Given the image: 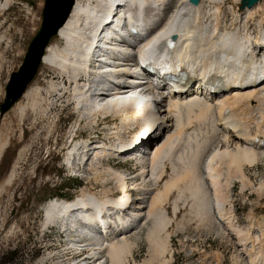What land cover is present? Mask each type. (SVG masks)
Listing matches in <instances>:
<instances>
[{"label":"bare ground","instance_id":"6f19581e","mask_svg":"<svg viewBox=\"0 0 264 264\" xmlns=\"http://www.w3.org/2000/svg\"><path fill=\"white\" fill-rule=\"evenodd\" d=\"M10 1L4 0L3 6ZM173 1L76 0L57 35L63 45L47 47L42 66L73 80L75 86L71 97L75 99L74 108L81 119L96 124L99 117L106 119L117 115L119 118V125L114 123V132L110 130L106 138H112L113 144L107 145L100 140L92 144L84 140L72 142L74 145L67 151L66 164L75 172L78 163L84 162V168L93 156L90 170L94 172V180L102 170L123 194L114 199L104 193L102 198H95L94 194L83 192L77 203L51 201L46 211L47 220L67 234L77 252L86 249L92 259L103 254L94 264H129L128 258L136 244L131 241L130 234L140 228L142 221V225L150 222L146 240L151 258L159 261L169 247L170 235L166 231L171 220L165 206L176 193L172 202L174 217L179 213V201H191V208L202 224L235 236L239 246H244L245 263L264 264V258L257 260L264 257V223L260 222L256 227L255 217L250 214L249 224L239 228L231 205L233 183L240 184V194L245 193L251 186L245 170L264 160V81H261L264 63H252L249 57L252 47L264 41V0L242 11L243 17L237 8L240 0H233L231 5L234 6L229 8L232 14L230 28L223 25V0H201L198 6L190 5L189 0H178L172 7ZM204 1L211 4L209 13L203 7ZM169 5L175 9L171 16L168 15ZM258 12L261 14L257 20ZM206 15L208 25L205 24ZM126 16L129 18L127 24L122 22ZM254 19L257 20L255 23ZM250 22L254 26V35L249 31ZM157 23L160 26L138 53L143 64L161 61L162 57H154L158 52L156 46L163 39L175 36V43L169 46L177 47L175 59L188 61V80L216 81L217 87H224L223 92L190 96L195 91H189L183 98L169 96L168 108L162 116L152 113L156 102L152 95L139 93L138 100L130 99L133 90L129 93L128 85L136 80L133 78L142 69L138 58L129 53L132 40L129 30L138 29V34L146 35ZM123 25L126 26L123 28ZM124 29L126 33H122ZM86 48L93 53L90 63L84 57ZM169 65L176 69L181 62L174 61ZM81 77L85 82L81 80L80 85ZM59 85L51 82V92H58ZM124 88L128 89L122 92ZM30 95L32 101L27 103L38 115L43 103L41 89L33 91L29 88L22 99ZM160 103L162 113L163 103ZM25 108H20L23 115ZM44 111L40 114L48 116L51 110ZM161 130L148 154L134 153L141 147L146 148V143ZM123 135H130V138L126 140ZM145 138H149L146 143ZM7 146L8 140L0 146V154ZM116 156L132 157L140 166L142 184L132 190L144 192L143 195L151 192L148 197L137 199H146L145 204L133 203L132 194L127 191L135 183L128 185L118 171L103 167V159ZM166 164L171 171L167 180ZM163 181L162 188L147 189ZM253 191L263 192L264 183ZM254 244H259L260 249L254 251ZM161 262L166 264L164 259Z\"/></svg>","mask_w":264,"mask_h":264},{"label":"rangeland","instance_id":"374dc122","mask_svg":"<svg viewBox=\"0 0 264 264\" xmlns=\"http://www.w3.org/2000/svg\"><path fill=\"white\" fill-rule=\"evenodd\" d=\"M0 1V103H2L10 75L19 68L31 39L40 27L45 0H11L7 6H3L4 0ZM176 1L178 0H174V4L170 5H177ZM232 1L223 0L225 16L223 25L227 28L232 24V14L229 10L234 6L231 5ZM203 7L206 13L210 12V2L204 1ZM238 12L243 13L239 10ZM260 14L261 12H258L255 19L258 20ZM206 16L205 24L208 25L209 17ZM241 16L243 17V14ZM255 19L254 23L257 21ZM248 27L254 35L252 22ZM57 45L62 46L63 42L56 36L52 38L48 47ZM78 81L81 85V79ZM51 82H56L57 85L62 82L58 92H51ZM74 86L72 79L62 77L59 71L40 65L38 73L27 88L33 91L37 88L41 89L43 103L38 115L29 108L28 103H31L33 97L30 95L26 99L22 97L0 119V146L8 140L7 148L5 147L0 154V252L19 246L24 264H85L77 251L72 248L67 234L62 233L59 226H54L55 223L48 222L46 211L51 201L59 199L77 203L83 192L94 194L95 198H102L103 193L114 199L123 195L116 182L110 180L104 171H99L97 174L99 177L94 180V172L90 170L91 164L94 163L93 156L89 158L84 168H74V174L84 176L82 180L78 177H70L65 172L66 155L71 148L69 139L73 137L72 132L75 129L77 130L75 140H72L74 144L80 140H84L87 144L100 140L111 145L112 138L108 140L106 138L110 130L114 132L113 124L119 125L117 115L106 120L99 117L96 124L81 119L74 108L75 99L71 97ZM22 106H26L24 115L20 109ZM44 110H51L50 114L48 116L40 114L42 111L45 112ZM193 131L192 134L197 132ZM145 139L144 143L147 142ZM74 144L72 143V147ZM143 149L145 147L134 153L143 155L140 153L144 151ZM90 154L91 152L88 157ZM101 163L103 167L118 171L128 185L135 183L129 186L127 191L131 192L134 203L145 204L146 199L143 201L137 199H141L142 196L148 197L151 192L143 195L144 192L132 191L141 187L140 168H136L133 164L120 165L110 158ZM168 166L166 164L168 172L165 180L169 179L171 174ZM245 174L251 181L249 190L240 194L239 183H233L231 190V205L236 221L239 225H244L243 227L237 225L239 228H245L249 224L250 214L255 220L264 214V191H253L264 183V160L254 168H247ZM164 181L158 186L147 189H160ZM175 196L176 193L170 197L165 206L167 217L171 220V226L169 225L166 231L170 235L168 251L163 258L166 264H246L243 254L229 235L200 222L194 208H191V201L185 199L179 201V213L174 217L172 202ZM245 220L247 224H244ZM142 224L140 230L137 229L130 234L131 241H135L136 244L128 262L129 264H162L163 259L153 260L150 256L151 252L146 240L150 222L146 225ZM216 232H220V235H216ZM102 255L95 257L92 264Z\"/></svg>","mask_w":264,"mask_h":264},{"label":"water","instance_id":"95a60500","mask_svg":"<svg viewBox=\"0 0 264 264\" xmlns=\"http://www.w3.org/2000/svg\"><path fill=\"white\" fill-rule=\"evenodd\" d=\"M76 0H45L41 14V24L31 39L18 70L10 75L5 87L4 100L0 104V118L22 98L27 87L34 80L41 65L45 50L52 38L58 35L68 20ZM200 0H189L197 6ZM262 0H240L239 10L251 9ZM172 39H175L173 36Z\"/></svg>","mask_w":264,"mask_h":264},{"label":"trees","instance_id":"16d2710c","mask_svg":"<svg viewBox=\"0 0 264 264\" xmlns=\"http://www.w3.org/2000/svg\"><path fill=\"white\" fill-rule=\"evenodd\" d=\"M19 246L0 252V264H24Z\"/></svg>","mask_w":264,"mask_h":264}]
</instances>
